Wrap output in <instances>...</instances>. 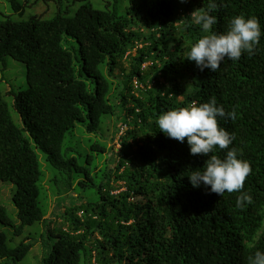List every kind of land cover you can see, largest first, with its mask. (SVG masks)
Segmentation results:
<instances>
[{"label":"trees","instance_id":"1","mask_svg":"<svg viewBox=\"0 0 264 264\" xmlns=\"http://www.w3.org/2000/svg\"><path fill=\"white\" fill-rule=\"evenodd\" d=\"M210 2L217 5L209 13L216 17L213 32H226L239 15L256 17L261 29L253 55L225 58L216 72L187 60L191 46L207 35L190 15L208 10ZM11 3L16 11L24 8ZM115 5L83 4L73 18L60 11L49 21L36 15L0 22V63L7 56L24 63L28 82L14 103L23 127L0 90V183L16 186L20 226L1 201L0 222L16 234L42 224L50 245L43 264H81L83 257L85 264H249L257 251L264 253V0H129L125 16ZM213 97L217 107L236 114L217 118L234 140L213 154L223 159L235 148L252 169L241 192L222 196L210 186L193 187L188 177L203 171L208 157L190 154L187 140L169 138L156 123L168 110ZM120 118L118 131L107 134L105 119ZM79 123L103 138L91 143L88 167L62 151ZM37 151L58 171L48 181L57 203H64L54 219L42 203L46 173ZM82 172L109 181L99 201L67 206L71 192L85 184L77 179ZM242 192L252 203L240 208ZM30 239L11 246L0 232L3 264L22 261L35 245Z\"/></svg>","mask_w":264,"mask_h":264},{"label":"clouds","instance_id":"2","mask_svg":"<svg viewBox=\"0 0 264 264\" xmlns=\"http://www.w3.org/2000/svg\"><path fill=\"white\" fill-rule=\"evenodd\" d=\"M216 7L210 2L208 10L196 9L190 15L194 23L207 33L187 53V60L194 61L201 71L209 69L216 72L225 58L239 60L243 52L253 55L260 41V23L254 16H236L230 20L226 32H213L216 17L209 13ZM218 117L234 120L236 114L234 111L226 112L222 106L217 107L213 97L205 103L193 102L189 107L168 110L158 116L156 123L169 138L181 143L187 140L190 154L208 157L203 171H193L188 177L193 187L201 184L210 186L212 193L222 196L225 191L241 192L252 169L247 161L238 158L235 148L228 150L223 159L213 154L217 146L221 150L229 149L234 140L233 135L220 127ZM245 202L251 204L252 197L242 192L236 206L243 208ZM249 264H264V253L257 251L254 257L249 258Z\"/></svg>","mask_w":264,"mask_h":264},{"label":"rangeland","instance_id":"3","mask_svg":"<svg viewBox=\"0 0 264 264\" xmlns=\"http://www.w3.org/2000/svg\"><path fill=\"white\" fill-rule=\"evenodd\" d=\"M17 1L21 3L24 8L16 11L12 6L11 0H0V22L29 21L33 16L36 15H42L45 20L49 21L52 20L60 11L63 12L65 17L73 18L79 7L87 3H91L94 8L97 9H113L116 3L115 6H117L123 16L126 15L129 8V0H63L62 2L58 0ZM65 42H67L70 47L79 49V45L74 39L64 38V43ZM75 64L79 69V64L77 62H75ZM148 65L149 64H146L144 67ZM27 89L28 82L26 65L20 61L12 59L11 57H5V63H0V90L9 105L10 113L15 124L19 127H23V121L21 119V115L14 107L15 97L19 94V92ZM121 115L122 114L118 112V116ZM108 121V119H105L103 129L107 134H114L118 131L123 120L120 118L118 121L114 119V121L111 123ZM122 133L123 130H120V134ZM99 135L100 132L99 134L88 133L85 124L79 123L77 124L75 130L66 136L62 151L65 153L70 150L71 153L78 158L80 165L87 166L86 156L90 153L91 143L103 141V138ZM105 137L109 138L110 136ZM37 153L40 156L42 168L46 173V178L43 182L45 190H43L42 203L46 209H49L48 217L50 219H54L58 213L62 212V206L58 208L59 204L63 205L64 203H57L59 199L54 196L55 192L52 186L48 184V181L51 178H54L58 171L47 162L46 155L44 153L41 151H37ZM77 179L78 182H85L84 186L86 187L77 186L75 190L69 195L67 206H69V203L70 205H80L85 202L99 201L101 198L99 189L101 186H105L109 181V179L106 178L104 174L99 175V173L96 174L94 172L92 173L91 180L87 179L85 173L83 172L78 175ZM0 189V201L2 205L6 208L8 215L11 217L13 225L15 227L20 226V221L17 217V209L15 208L12 201L13 195L16 192V186L11 182L3 181L0 183ZM66 199L67 197H64L61 200L66 202ZM56 209H58V211ZM15 231V228L12 226L0 222V232H5L7 234L9 238V244L11 246H16L22 243L28 237H31L30 241L35 243L28 255L18 264H43V259L49 254L50 251V245H46V240L42 237V234H44L43 225L36 223L34 225L25 226L21 234H16ZM6 262L7 260L0 259V264ZM86 262L87 261L85 257H83L81 264H85Z\"/></svg>","mask_w":264,"mask_h":264}]
</instances>
